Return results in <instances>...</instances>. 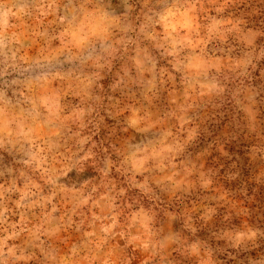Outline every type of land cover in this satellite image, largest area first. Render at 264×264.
<instances>
[{"label":"rangeland","instance_id":"1","mask_svg":"<svg viewBox=\"0 0 264 264\" xmlns=\"http://www.w3.org/2000/svg\"><path fill=\"white\" fill-rule=\"evenodd\" d=\"M0 264H264V0H0Z\"/></svg>","mask_w":264,"mask_h":264}]
</instances>
